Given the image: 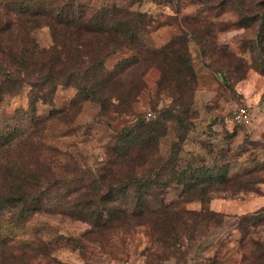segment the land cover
Segmentation results:
<instances>
[{
    "label": "rangeland",
    "instance_id": "1",
    "mask_svg": "<svg viewBox=\"0 0 264 264\" xmlns=\"http://www.w3.org/2000/svg\"><path fill=\"white\" fill-rule=\"evenodd\" d=\"M123 1L118 4L173 22L150 32L147 41L155 47L182 34L186 18L216 27L207 34L209 57L203 59L190 43L196 79L188 95L178 94L170 81L158 84V69L144 74L146 66H134L121 69L110 83L111 92H96L91 101L85 93L59 85L54 107H39L38 115L45 119L36 134L22 136L20 129L12 130L15 142L0 149V198L21 188L34 193L52 188L50 197L44 192L41 199L56 207H43L25 229L28 239L39 237L51 244L49 251L37 250L35 244L19 249L0 240V264H264V76L254 65L263 54L257 41L264 0H174L168 6L156 0ZM237 22L241 23L228 27ZM33 37L41 48L54 44L47 26L34 30ZM215 45L224 47L223 53H211ZM114 62L109 60L107 66L112 68ZM29 92L24 86L10 100L7 116L22 115L29 106ZM127 92L133 93L127 102L116 99ZM242 106L248 108L251 120L227 126L226 116ZM149 112L155 118L134 125L136 138L123 135L132 127L133 113L143 118ZM123 144L125 152L118 149ZM154 162L166 169L190 167L197 175L204 167L217 165L241 177L236 185L209 187L203 203L207 213L196 210V200H201L192 191L184 193L175 186L166 191L161 184L164 195L158 208L178 220L168 227L177 236L167 242L159 240L147 214L92 227L69 213L70 198L54 199V179L70 185V190L89 183L94 189L97 182L105 188L126 183L123 175L128 173L145 181ZM163 174L165 178L169 172ZM66 190L64 196H69ZM209 203L217 217L212 218ZM184 210L190 211L186 217ZM8 217L7 210L0 211V227Z\"/></svg>",
    "mask_w": 264,
    "mask_h": 264
},
{
    "label": "trees",
    "instance_id": "2",
    "mask_svg": "<svg viewBox=\"0 0 264 264\" xmlns=\"http://www.w3.org/2000/svg\"><path fill=\"white\" fill-rule=\"evenodd\" d=\"M98 1L0 0V149L15 142L14 136H11L14 129H20L22 136L36 134L37 128L45 119L38 115L39 107H54L59 85L73 87L85 93L87 101H91L98 92H106L121 69L134 66L137 69L144 65V74L152 68L160 71L158 84L170 81L181 96L188 95L187 90L191 91L196 73L190 43L194 42L203 59L208 58L210 51L206 44L209 42L207 34L216 27L209 24L204 26L196 18H186L182 34L161 47H155L147 41L148 35L173 24L172 21L166 22L151 12L135 11L131 5L121 6L118 4L119 0H113L111 4L106 0L101 3ZM156 1L163 5H172L174 2ZM123 3L128 4V1ZM258 18L262 29L258 32L257 49L263 54L255 58L254 65L264 76V14H259ZM240 23L229 24L228 27L238 26ZM241 25L246 26L243 23ZM42 26L51 30L54 44L50 48H41L33 37L34 30ZM223 48L215 45L211 53L221 54ZM111 59L115 60L112 68L107 66ZM24 86L30 88L29 106L21 110L20 116H7L6 107ZM132 95L133 93L127 92L116 99L127 102ZM98 101L104 104L103 100ZM77 105V102L73 103V106ZM17 112L16 114L19 113ZM152 114L154 117L150 119L155 118V114ZM132 116V127L122 132L128 139L136 138L132 134L134 125L150 120L145 116H136L135 113ZM139 148L146 147L140 145ZM118 149L125 152L124 144ZM156 162L145 181V177L139 178L128 173L123 175L126 183L110 184L105 188L103 182H97L94 189L93 184L89 183L84 188L76 186L70 190V185L65 186L63 182L57 183L54 179V199L63 201L66 197L70 198L66 203L69 213L92 227H109L114 222H124L125 218L127 221L129 215L137 219L147 214L156 225L154 233L159 240L166 238L167 242L176 235L174 229L169 230L168 227L178 220L168 217L165 209L160 211L158 208L161 201L163 203V200L159 201L164 195L161 184H164L166 191L173 186L183 188L184 193L192 191L195 199L204 203L209 187L236 185L241 177V174H231L233 169L223 172L217 165L212 169L206 166L197 175V171L194 172L190 167L169 166L166 169ZM202 163L208 165L205 161ZM164 172H169L165 178ZM35 178L38 179L37 176ZM25 180L27 183L30 181L29 178ZM66 188L70 190L69 196H64L68 191ZM50 190L52 188L47 192L43 189L34 193L30 189L21 188L11 190L8 196L0 198V211L7 210L9 216L0 227L2 242L11 243L19 249L35 244V249L49 251L51 244L43 242L39 237L28 239L25 229L31 217L43 207L55 209V203L49 205L41 199L44 192L50 197ZM92 191H99V194ZM165 206L167 207L166 204ZM200 212L207 213V209L203 206ZM211 212L212 218L219 215L212 210ZM188 213L189 210H184V217ZM208 216L210 215L204 216V219L208 220ZM183 226L185 227V223ZM164 234L167 236H162Z\"/></svg>",
    "mask_w": 264,
    "mask_h": 264
},
{
    "label": "built area",
    "instance_id": "3",
    "mask_svg": "<svg viewBox=\"0 0 264 264\" xmlns=\"http://www.w3.org/2000/svg\"><path fill=\"white\" fill-rule=\"evenodd\" d=\"M154 115L150 112L147 114V118H152ZM251 120V114L247 107H238L234 112L227 115L225 118L226 125L229 127H235L237 125H244Z\"/></svg>",
    "mask_w": 264,
    "mask_h": 264
},
{
    "label": "crops",
    "instance_id": "4",
    "mask_svg": "<svg viewBox=\"0 0 264 264\" xmlns=\"http://www.w3.org/2000/svg\"><path fill=\"white\" fill-rule=\"evenodd\" d=\"M166 5L168 6V4H166ZM196 205H197V207H196V210H197V211H198V210H201V209L203 208V203H201V202L198 201V200H196ZM209 207H210V209H211L212 211L217 212V210H215L214 208L212 209L210 203H209Z\"/></svg>",
    "mask_w": 264,
    "mask_h": 264
}]
</instances>
